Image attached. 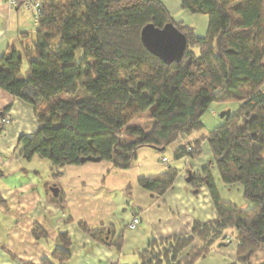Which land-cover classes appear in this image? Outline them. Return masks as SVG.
<instances>
[{"label": "trees", "instance_id": "16d2710c", "mask_svg": "<svg viewBox=\"0 0 264 264\" xmlns=\"http://www.w3.org/2000/svg\"><path fill=\"white\" fill-rule=\"evenodd\" d=\"M263 3L182 0L185 10L208 16L207 34L200 37L195 27L176 21L162 0H42L34 36L26 33L21 50L0 57V88L33 104L40 124L36 132L19 136L21 156L49 160L55 177L87 157L131 168L140 147L167 149L202 126L212 105L240 103L208 135L175 153L176 159H196L203 154L202 143H208L212 159L192 173L190 184L195 190L208 188L217 217L196 220L184 234L150 239L137 264H198L234 241L231 230L238 262L251 264L264 250ZM171 22L186 35L187 48L180 62L167 64L146 49L141 31L147 24L163 28ZM24 60L28 67L22 75ZM11 109L0 111L1 121ZM147 112L153 127L144 133L131 123ZM213 168L224 184L241 187L252 207L223 200ZM178 174V167L169 165L160 174L141 177L139 185L161 195ZM51 201L65 207L63 196ZM79 227L107 247L119 250L124 243L123 234L108 237L109 227L94 229L85 222ZM34 235L48 240L40 227ZM56 240L59 246L43 264L72 258V237L59 233Z\"/></svg>", "mask_w": 264, "mask_h": 264}, {"label": "crops", "instance_id": "0c3cea01", "mask_svg": "<svg viewBox=\"0 0 264 264\" xmlns=\"http://www.w3.org/2000/svg\"><path fill=\"white\" fill-rule=\"evenodd\" d=\"M162 1L176 21L195 27L196 32L201 25L206 30L204 36L207 34L208 16L185 10L182 0ZM38 28L32 8L10 6L0 0V57L13 49L21 50L22 45L28 42L25 34L32 37ZM8 105L12 106L6 116L11 120L10 124L1 125L0 120V264H43L44 259L59 246L56 240L59 233H68L73 240L72 258L66 264H137L139 252L146 250L150 239L184 234L191 230L196 220L207 222L217 217L208 188L202 186L195 190L187 181L190 172L202 170L212 159L208 143H202L203 154L196 159L175 158L180 145L208 135L213 127L220 124L215 119L216 108L211 115L214 126L201 129L203 122L202 126L183 134L178 142L162 151L140 147L131 168H116L108 161L87 162L67 166L63 176L55 177L51 166H48L46 176L50 181L42 190L38 184L22 180L30 170L27 163L35 158L31 161L23 159L22 145L18 143L21 134L34 133L40 126L35 108L0 88V111ZM149 114L145 113L142 120H134L131 125L149 133L152 122L142 124L146 115L149 119ZM128 142L130 137L125 135L123 144ZM167 150L175 159L166 154ZM164 157H167V162H163ZM169 165L178 167L179 174L174 185L164 194H154L139 185L141 177L160 174ZM213 175L223 200L235 204L237 201L224 199L221 188H225L227 195L237 197L238 206L245 204L241 187L236 186L233 192L221 181L216 168H213ZM53 185L60 188V196L65 200L64 208L51 201L54 195L50 188ZM134 217H139L140 223L135 230H130L128 226ZM81 222L94 229L109 227L106 233L113 239L123 234L121 249L95 242L79 227ZM37 227L46 232L47 241L35 237ZM229 234L234 241L213 249L198 264H243L237 261L235 231L231 230ZM259 253L251 264H263L264 254Z\"/></svg>", "mask_w": 264, "mask_h": 264}, {"label": "water", "instance_id": "95a60500", "mask_svg": "<svg viewBox=\"0 0 264 264\" xmlns=\"http://www.w3.org/2000/svg\"><path fill=\"white\" fill-rule=\"evenodd\" d=\"M141 39L148 51L162 59L165 63L171 64L180 62L183 59L187 48V37L172 22L167 23L163 28L156 27L154 24H147L141 31ZM231 111L221 113L222 118H228ZM160 151L164 148L158 149ZM82 163L100 162L98 157H87L81 159ZM193 179L192 172L189 173L187 181ZM54 197L60 195V188L53 185L50 188Z\"/></svg>", "mask_w": 264, "mask_h": 264}, {"label": "rangeland", "instance_id": "374dc122", "mask_svg": "<svg viewBox=\"0 0 264 264\" xmlns=\"http://www.w3.org/2000/svg\"><path fill=\"white\" fill-rule=\"evenodd\" d=\"M204 19H207V18L205 17ZM197 32H198V36L201 37V36H204L206 30L203 29L201 27V25H200L198 27ZM80 58H81V54H78L77 60H79ZM27 67H28V63H27L26 60H24L23 61V67H22L23 68L22 75H24V71L27 69ZM239 106H240L239 102L216 103V104L212 105L210 110L207 112V114L203 118L204 126L201 129H206L208 126H212L213 125V120L214 119L211 118L212 117L211 115H212V112H213L212 111L213 108L214 109L216 108L218 110V113L215 116V119L220 121V124H222L224 122V119L220 116L221 113L224 112V111H228V110H230L231 112H234L235 110H237L239 108ZM149 121L150 120L149 119L147 120V115H146L145 116V121L144 122L142 121L143 122L142 124L143 125H148L150 123ZM220 124H218V125H220ZM215 127H213V129ZM169 151L170 150H167L166 154L171 156L172 159H175L173 154H169ZM34 158H35V160H33L31 163H27V164H29L28 168L30 170L28 172H26V174H25L26 176L23 175L22 180L24 179L26 182L31 181V182H33L36 185L38 184L39 187L42 190H44V188L47 186L46 184H48L46 182L50 181L48 179V176H46V174H47L46 171H48V166H51V163H50L49 160L41 158L39 156H35ZM38 173L41 174V175H39ZM228 186L231 187V188L228 187L227 189H232L231 191H233V192L236 191V188H235L236 186H234V185H232V186L228 185ZM221 189H222L223 195L225 196L224 199L237 200L238 201L237 197L227 195V192H226L225 188H221ZM235 195H237V194H235ZM237 201H236V204L240 205V203H238ZM251 206H252V204L249 201H247V200L245 201V204L243 206L241 205V207L245 208V209L250 208ZM263 254H264V250H261L259 255H263Z\"/></svg>", "mask_w": 264, "mask_h": 264}, {"label": "built area", "instance_id": "2783aa9c", "mask_svg": "<svg viewBox=\"0 0 264 264\" xmlns=\"http://www.w3.org/2000/svg\"><path fill=\"white\" fill-rule=\"evenodd\" d=\"M6 4L10 6H25L30 7L34 11V21L39 24V18L42 13L41 1L38 0H3ZM11 120L9 118H5L1 121V125L10 124ZM163 162H167V157L163 158ZM140 223L139 217H134L132 222L129 224L128 228L130 230H135Z\"/></svg>", "mask_w": 264, "mask_h": 264}]
</instances>
